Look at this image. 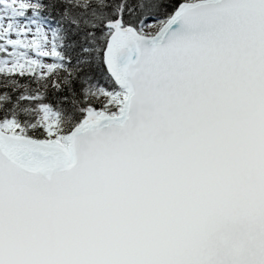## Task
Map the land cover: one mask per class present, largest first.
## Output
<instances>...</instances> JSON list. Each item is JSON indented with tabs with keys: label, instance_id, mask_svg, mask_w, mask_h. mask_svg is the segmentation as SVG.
<instances>
[{
	"label": "snow or ice",
	"instance_id": "obj_1",
	"mask_svg": "<svg viewBox=\"0 0 264 264\" xmlns=\"http://www.w3.org/2000/svg\"><path fill=\"white\" fill-rule=\"evenodd\" d=\"M0 264H264V0H0Z\"/></svg>",
	"mask_w": 264,
	"mask_h": 264
}]
</instances>
